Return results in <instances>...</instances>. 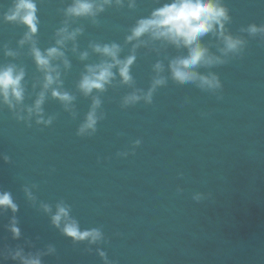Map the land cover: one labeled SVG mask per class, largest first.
<instances>
[{"label": "water", "instance_id": "obj_1", "mask_svg": "<svg viewBox=\"0 0 264 264\" xmlns=\"http://www.w3.org/2000/svg\"><path fill=\"white\" fill-rule=\"evenodd\" d=\"M225 3L234 35L248 24H264V0ZM10 4L0 0V12ZM37 6L43 49L52 44L63 19L58 9L66 5L38 0ZM154 6L153 0H138L134 11L106 9L99 27L77 21L85 27L81 49L89 40L122 43L127 29ZM24 30L0 22V44L15 48ZM204 42L216 51L211 37ZM179 54L167 50L170 58ZM68 55L73 67L65 88L75 91L83 63ZM157 59L163 55L139 51L132 68L136 87L147 89ZM6 62L0 53V63ZM15 62L26 67L31 91V79L39 75L31 58ZM199 71L216 72L223 89L213 93L169 80L152 104L122 109L120 99L131 89L110 88L101 97L105 119L92 136L76 135L91 103L78 93L75 119L57 101L46 102V114L56 116L47 128L34 121L26 127L7 108L0 111V153L11 160H0V188L11 191L18 203L22 232L13 241L5 229L11 212L0 216V247L29 240L37 249L55 246L56 254L44 257V264H103L95 246L89 253L86 242L74 245L39 209L40 201L64 200L82 228H102L109 243L100 247L116 264H264V43L249 37L242 57ZM137 139L142 143L134 155L117 156L131 153ZM33 184L35 206L22 191Z\"/></svg>", "mask_w": 264, "mask_h": 264}, {"label": "clouds", "instance_id": "obj_2", "mask_svg": "<svg viewBox=\"0 0 264 264\" xmlns=\"http://www.w3.org/2000/svg\"><path fill=\"white\" fill-rule=\"evenodd\" d=\"M61 3L66 6L58 9L63 17L60 27L53 33L52 44L43 49L37 39L40 25L38 0H11L7 9L0 12V22L25 29L16 41L15 48L8 43L0 44V53L9 61L0 63V111L7 108L17 122H23L29 128L33 121L45 128L53 124L56 116L46 114L44 108L49 99L57 101L62 110L75 119L77 93L91 101L76 131L80 137L92 136L97 131L98 123L105 119L101 97L110 88L131 89L120 99L122 109L140 102L152 104L154 94L167 86L169 80L176 84H192L203 91L215 93L223 89L219 75L214 71L205 73L199 69H212L228 63L230 59L242 57L249 37H259L264 43V24H248L235 35L230 31L228 25L232 22V16L225 0H153L155 6L146 16L135 20L127 29L122 43L89 40L87 47L82 50L79 38L84 34L85 27L77 25V21L87 20L99 27L98 17L106 9L127 8L134 11L138 0H61ZM205 37H211L215 42V52L211 50V42H204ZM25 48L26 52L23 51ZM169 48L181 54L170 58L167 55ZM141 49L145 50V55H163V59H157L151 65L152 75L147 89L136 87L132 75L133 65ZM125 50L127 52L123 54ZM68 53L83 63V69L75 82V91L65 88V78L73 67ZM25 55L31 58L39 73L31 79V91L26 67L23 63L15 62ZM93 57L96 59L93 60ZM26 100H31V103H26ZM141 143L140 139L135 140L131 153L118 152L117 156L134 155L135 148ZM0 160L11 163L10 157L3 153H0ZM36 187L35 184L25 185L22 189L27 201L33 206L37 203L33 191ZM39 209L49 216L52 227L74 245L86 242L88 247L85 251L89 253L95 246V253L103 264H116L100 247L109 243L102 228H82L80 221L72 215V205L64 200L54 205L40 201ZM9 211L12 215L5 229L13 241H19L22 236L16 216L19 205L11 191L0 188V216ZM55 254L54 245L37 249L35 244L25 240L24 245L12 247L4 244L0 247V264L8 261L12 264H44V257Z\"/></svg>", "mask_w": 264, "mask_h": 264}]
</instances>
